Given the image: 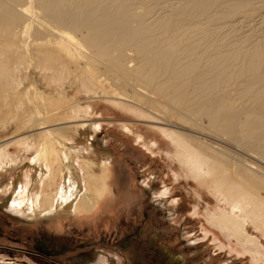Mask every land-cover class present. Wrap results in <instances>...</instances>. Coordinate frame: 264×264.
<instances>
[{
	"label": "bare ground",
	"instance_id": "6f19581e",
	"mask_svg": "<svg viewBox=\"0 0 264 264\" xmlns=\"http://www.w3.org/2000/svg\"><path fill=\"white\" fill-rule=\"evenodd\" d=\"M243 1L0 0V132H31L0 140V177L12 180L0 186L1 197L34 193L65 219L104 206L100 192L108 185L96 171L108 168L89 159L99 110L86 103L103 100L96 88L106 80L120 91L107 99L112 105L142 104L149 118L167 117L177 132L122 129L164 154L177 179L195 182L200 203L212 198L208 223L230 254L264 264V23L244 18L241 33L222 24L239 35L217 39L230 36L222 21L232 24L254 4ZM210 31L221 35L212 40ZM74 92L87 99L75 101ZM27 165L34 171H22Z\"/></svg>",
	"mask_w": 264,
	"mask_h": 264
},
{
	"label": "rangeland",
	"instance_id": "374dc122",
	"mask_svg": "<svg viewBox=\"0 0 264 264\" xmlns=\"http://www.w3.org/2000/svg\"><path fill=\"white\" fill-rule=\"evenodd\" d=\"M244 1L254 4L244 9L247 13L243 9L238 13H241V17L243 15V20L250 18V22L247 21H253L252 26L260 27L264 23L262 0H256L259 3L255 0ZM238 13L237 17L240 16ZM235 15L230 18L232 24L222 21L220 26L238 25L237 33H241L240 25L244 26L242 29L245 31V25L249 26V23L239 20ZM212 28L209 29L212 31ZM230 29L229 37H223V33L220 36V32L216 36L210 31L211 39L220 36L223 39H217L225 43L230 41L233 34L238 37L236 29H233L234 32ZM31 70L24 71V80L28 81ZM49 83L46 81L47 85ZM100 84L96 89H103V96L100 97L104 101L86 103L94 105L95 111L99 110V115L93 116V119L101 124V130L91 140L92 153L89 159L103 163L109 169L106 174L97 170L96 176L108 185L107 189L100 192L101 199H107L104 206H107V202L111 204L107 208L102 206L104 210L100 207L86 216L69 214L72 218L65 219L63 214L56 213L48 205L37 204L39 195L34 196V193L25 198L14 195L12 191L5 197L0 195V264H250L249 258L230 254L226 238L219 230L211 229L208 214L216 209L212 198H207L210 200L208 204L200 203L195 196L198 193L195 182L192 181L189 187L185 179H177L164 154L151 153L144 143L135 141L134 134L122 129V125H128L140 133V128L148 126L177 132L168 128L167 117L158 115L156 119L149 118V113L142 108L150 107L142 104H139L142 107L140 110L137 107L124 108L123 103L112 105L115 102L111 104L107 99L119 97L120 91L106 80H100ZM73 94L72 98L78 97L75 101L87 99L78 93ZM22 131L20 129V133L12 132L8 136L1 131L3 137L0 140L11 135L31 133ZM18 150L17 146L9 148L12 155ZM85 159L88 160L87 156ZM83 166L84 162L80 161L77 180L81 182ZM22 171L33 172L34 169L27 165ZM9 176L1 175L2 189L12 181ZM16 176L14 182L18 183L19 176ZM41 179L45 180L46 176H41ZM209 229L212 231L206 238L205 232ZM40 243L60 252L56 261L35 254ZM224 245L226 248H223ZM232 245L240 249L235 242Z\"/></svg>",
	"mask_w": 264,
	"mask_h": 264
},
{
	"label": "flooded vegetation",
	"instance_id": "af4514ba",
	"mask_svg": "<svg viewBox=\"0 0 264 264\" xmlns=\"http://www.w3.org/2000/svg\"><path fill=\"white\" fill-rule=\"evenodd\" d=\"M124 247V245H123ZM35 254L41 255V256H46L49 259L55 261L57 260L56 257L60 255V252L51 250L46 244L40 243L38 247H36V252Z\"/></svg>",
	"mask_w": 264,
	"mask_h": 264
}]
</instances>
